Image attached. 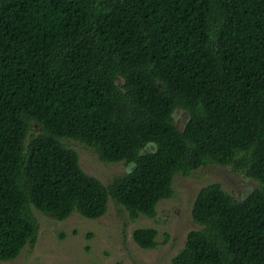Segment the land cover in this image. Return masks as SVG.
Instances as JSON below:
<instances>
[{
  "label": "trees",
  "instance_id": "obj_1",
  "mask_svg": "<svg viewBox=\"0 0 264 264\" xmlns=\"http://www.w3.org/2000/svg\"><path fill=\"white\" fill-rule=\"evenodd\" d=\"M70 140L125 172L103 183ZM209 165L257 186L201 187L169 264H264V0H0V261L34 246L35 210L154 218Z\"/></svg>",
  "mask_w": 264,
  "mask_h": 264
},
{
  "label": "rangeland",
  "instance_id": "obj_2",
  "mask_svg": "<svg viewBox=\"0 0 264 264\" xmlns=\"http://www.w3.org/2000/svg\"><path fill=\"white\" fill-rule=\"evenodd\" d=\"M68 145L78 152L82 169L105 184L126 170L123 162H101L94 151L76 141L70 140ZM212 182H219L238 198L257 186V181L243 173L209 165L190 176L176 174L174 194L158 202L154 218L140 214L133 221L127 210L111 198L106 213L96 219L73 212L59 221L35 210L39 222L36 243L26 245L15 259L0 264H169L184 247L187 233L199 228L192 219L191 208L199 189ZM139 227L157 230L156 248L143 249L135 243L132 232Z\"/></svg>",
  "mask_w": 264,
  "mask_h": 264
}]
</instances>
